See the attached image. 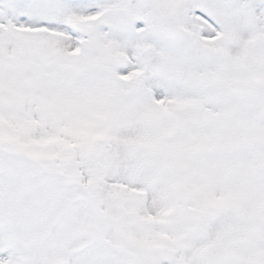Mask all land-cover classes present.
I'll return each instance as SVG.
<instances>
[{
    "label": "snow or ice",
    "instance_id": "obj_1",
    "mask_svg": "<svg viewBox=\"0 0 264 264\" xmlns=\"http://www.w3.org/2000/svg\"><path fill=\"white\" fill-rule=\"evenodd\" d=\"M0 264H264V0H0Z\"/></svg>",
    "mask_w": 264,
    "mask_h": 264
}]
</instances>
